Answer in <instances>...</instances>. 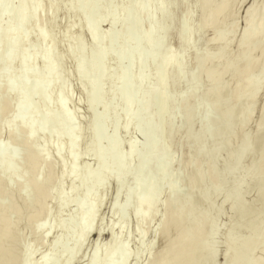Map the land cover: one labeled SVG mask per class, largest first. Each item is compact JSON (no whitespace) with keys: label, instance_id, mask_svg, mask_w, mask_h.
I'll return each mask as SVG.
<instances>
[{"label":"bare ground","instance_id":"6f19581e","mask_svg":"<svg viewBox=\"0 0 264 264\" xmlns=\"http://www.w3.org/2000/svg\"><path fill=\"white\" fill-rule=\"evenodd\" d=\"M247 1L6 0L27 7L16 10V31L10 33L8 23L0 19V100L10 98L18 105L23 94L24 114L30 120L35 116L37 125L35 136L31 128L22 129L23 140L0 137V261H23L31 243L36 250L44 248L35 260L73 264L90 235L99 238L104 231L99 211L113 182L109 239L102 246L96 239L86 264H191L207 259L213 248L216 259L220 232L224 263L260 264L264 164L258 119L249 129L254 154L244 167L232 161L233 153L243 151L241 117L249 96L255 97L254 111L257 106L264 110V96L259 94L264 9L259 7L262 0H250L257 8L245 38L239 20L247 21L248 8L239 17L237 5ZM34 4L43 6L38 22ZM63 10L74 18L58 31ZM186 15L195 20L187 28ZM104 22L107 31L101 29ZM76 29L86 33L88 46ZM172 34L180 44L178 51L168 45ZM230 50H239L238 55H230ZM111 62L119 69L115 75ZM113 75L108 92L105 82ZM194 79L203 82V90L193 85ZM73 80L91 115L86 147L81 146L86 134L81 109L73 105ZM115 99L119 106L109 108ZM99 106L104 110L98 112ZM109 115L110 133L105 129ZM3 119L0 112V122ZM119 129L125 134L135 130L141 142L131 140L120 150ZM176 147L185 149L183 156H174ZM87 153L95 157L94 169L81 164ZM125 185L124 199L119 200ZM251 188L257 196L247 202L243 197ZM71 203L73 214L63 219ZM52 205L57 207L54 215ZM227 209L226 226L219 225L216 219ZM58 228L63 233L50 241ZM132 233L138 239L136 250L130 249ZM38 236L42 242H37Z\"/></svg>","mask_w":264,"mask_h":264},{"label":"snow or ice","instance_id":"6c2138e0","mask_svg":"<svg viewBox=\"0 0 264 264\" xmlns=\"http://www.w3.org/2000/svg\"><path fill=\"white\" fill-rule=\"evenodd\" d=\"M21 7H27V6H21L14 3H7L6 0H0V19H3L4 22L8 23L9 25V32H13L18 30L16 25V19H17V13L16 10L20 9ZM32 8L36 9L37 15L35 19L39 20V9L43 7L42 5H32ZM237 7L248 8V17L247 21L242 23L243 31H244V37L246 38L249 33V26L248 22L251 21V18L254 15V12L257 8V5L254 3H251L249 0L248 4L244 5H237ZM261 9H264V0H262L261 4L259 5ZM195 20L189 19V17L185 16V28H187L189 25H194ZM231 27L233 30H236V18L233 17L231 21ZM93 24L91 21H89V30H92ZM201 32L203 33V24H201ZM96 37H93V40H95ZM83 42V41H82ZM85 46H87L85 44ZM93 47L95 45L93 44ZM241 47H243V39H241ZM234 48V45H233ZM239 50H230L229 54L232 56H237ZM197 55V61H200L201 52L200 49L197 48L196 50ZM262 63H264V57H262ZM199 71V69H198ZM195 75V74H194ZM212 80V74L209 73V81ZM193 85L199 89L203 90L204 84L203 82H198L197 80H193ZM259 94L261 96H264V72L261 73L260 77V86H259ZM11 106L15 107V111H11ZM255 108V97L254 95H250L247 101V104L243 106V116L241 117V121L243 124V136H244V147L243 151L240 153H233L232 154V161L236 163L237 167H244L247 163L245 157L251 156L255 152V146H254V137L253 134L250 133V127H255L256 121L249 120V116L253 114ZM25 111V100L23 98L20 103L17 105L15 100H10V98H5L3 100H0V112L4 113V119L2 122H0V137L3 138H11L15 137L17 139L23 140L25 138V133L22 131V129H29L31 128V135H36V117L33 116L31 120L28 116L24 114ZM258 125H259V137H260V157L261 162L264 164V110H260L258 113ZM74 124H78V122L74 121ZM43 127V125H41ZM75 147V145H73ZM73 158H76L75 152H73ZM230 161L226 158V163H229ZM65 172H67V162L65 163ZM73 175H75V171H73ZM37 242H42L38 236ZM26 259L23 261H13V262H4L0 261V264H45L43 260L37 261L32 258L33 254L36 252V248L33 244L29 243L26 246ZM262 252H264V247H262ZM216 256V250L213 248L211 250V253L207 259H201L192 261L191 264H218V261L215 259ZM139 264V262H137ZM225 264H230V262L225 259ZM231 264H237V262L233 261ZM241 264H251L249 261L241 262ZM260 264H264V259H261Z\"/></svg>","mask_w":264,"mask_h":264},{"label":"rangeland","instance_id":"374dc122","mask_svg":"<svg viewBox=\"0 0 264 264\" xmlns=\"http://www.w3.org/2000/svg\"><path fill=\"white\" fill-rule=\"evenodd\" d=\"M190 1V0H189ZM248 2H249V0L247 1V2H245L244 4H248ZM243 4V5H244ZM244 9H245V7H243V8H241L240 9V11H239V17H243V15H244ZM194 10H195V8H194ZM117 10H115V12H116ZM114 12V13H115ZM180 12V8L179 9H177L176 10V14H178ZM196 14H197V12H196V10L194 11V18H195V16H196ZM69 18L70 19H73L74 18V16H73V14L72 13H70V12H68V13H66V11H61L60 13H59V16H58V21H57V27H55L56 29L58 28V31H60V30H62V28H63V26H64V24H65V22L67 21V20H69ZM242 18H240V20H239V28L241 29L242 28V20H241ZM62 20H63V22H62ZM242 22V23H241ZM107 28H108V26H107V22H104V23H102L101 24V29L103 30V31H107ZM76 33H79V34H81L82 35V38H83V41H84V43L88 46L89 45V39H88V36L86 35V33L85 32H83L82 30H79V29H76ZM35 40H36V37H31L30 38V41L31 42H35ZM200 40V39H199ZM167 42H168V45L172 48V49H174L175 51H178L179 50V48H180V44H179V42H178V40H177V38L174 36V34H172V35H169V37L167 38ZM166 42V43H167ZM202 43V39L200 40V41H198L197 43H196V45H197V47L198 46H200V44ZM171 44V45H170ZM115 48L116 49H118V50H120L121 49V45L120 44H117L116 46H115ZM233 49V48H232ZM191 58H192V56H191V54H189V56H188V63H189V65H190V61H191ZM70 66V67H69ZM71 66H72V64H70V62H67L66 63V68H68V69H70L71 68ZM110 70L114 73V75L118 72V68L111 62L110 63ZM189 70H190V68H189V66H188V68H187V70H186V76L187 77H189ZM114 75L113 76H109L108 77V79L106 80V82H105V88H107V90H108V92H110L111 90L109 89V83H110V81L114 78ZM77 83V81L76 80H73V85H72V87H73V98H74V100H75V103H77V104H73L74 106H75V108L77 107V111L78 110H80V112H79V114H80V116H83V117H81V119L83 120L82 121V123H83V125H85L84 126V129H85V139L83 140V142H82V147H86V145H87V139H88V131H87V124H88V121H89V119H90V117H91V115H90V113H89V111L87 110V108H86V99H85V96H83L82 94H80L81 93V91H80V87H79V85H78V83ZM75 87V88H74ZM78 95H79V97H78ZM75 96V97H74ZM81 96V97H80ZM83 96V97H82ZM77 98H82L81 99V101H79L78 100V102H76V100H77ZM83 102V103H82ZM82 103V104H81ZM110 104L108 105V107L109 108H111V107H114V106H119V102L115 99V100H112V101H110L109 102ZM98 112H101V111H103L104 110V107L103 106H99L98 107ZM82 111V112H81ZM260 111V109H259V106H257V108H256V110L254 111V114H253V120L254 121H256L257 119H258V115H256V113H258ZM112 127H113V118H112V116L111 115H109V117L107 118V120H106V122H105V129L107 130V132L108 133H110V131L112 130ZM254 128V127H253ZM118 134L120 135V137L122 138V144H121V149L120 150H124L125 148H126V146H127V143L129 142V141H131V140H135V141H137V142H141V136H140V134L139 133H137L135 130H133V129H130L129 130V132H127V134H125L122 130H118ZM107 140H104L103 142H102V145L104 146V147H106L107 146ZM36 145V144H35ZM180 150H182V151H180ZM173 154H174V156L175 155H177V156H175V157H179V155H181V156H183L184 155V152H185V149H180L179 147H176L175 149H173ZM180 151V152H179ZM180 153V154H179ZM180 156V157H181ZM250 157L251 156H246L245 157V159H246V161H247V163L249 162V159H250ZM182 158V157H181ZM221 158H222V155H220L219 156V159L221 160ZM107 160H109V158L107 157L106 158ZM83 163H85V165H87L89 168H91V169H94L95 168V166H96V161H95V157L91 154V153H87V154H85L84 156H82V158H81V164L82 165H84ZM246 163V164H247ZM129 179H127V181H126V185H129ZM248 184H250L249 183V181H248V183L247 184H245L244 186L245 187H249V185ZM65 185H68L67 183L65 184ZM125 185V189H123V191H122V194H121V196H120V198H119V200H123L124 199V195H125V192H126V189H127V186ZM229 187V186H228ZM115 192H116V187H115V184L113 183V182H111V184H109V187H108V189H107V194H106V201H105V203L103 204V206L101 207V209H100V211H99V221H100V223L99 224H101V226H102V228H103V230L104 231H102V233H101V235H99L100 237L98 238L97 237V235L94 233H92L91 235H90V237H89V239L87 240V243H86V245L84 246V248L82 249V251L80 252V254L78 255V257L74 260V262H73V264H86V262H87V259L90 257V253H91V247H92V245L93 244H95L96 242H97V240L99 239V244H100V246H102V244H104L105 242H107L108 241V239H109V233H108V231H107V226L111 223V221H112V216H111V214H110V209H111V207H112V205H113V200H114V194H115ZM256 196H257V192H256V190L254 189V188H251V190H248L247 192H246V194H245V196L243 197L244 198V200L245 201H247V202H250V201H252V200H254L255 198H256ZM75 204H73V203H71V204H69L66 208H65V210H64V212L62 213V218L64 219H67L68 217H69V215H71V214H73V211H74V206ZM263 210H264V207H263ZM56 211H57V207H56V205H52L51 206V213L54 215L55 213H56ZM228 211V209L226 210V212H225V215L224 214H219L218 215V217H217V223H219V225H224V226H226V219L228 218V216H229V211ZM228 213V214H227ZM228 216H227V215ZM131 222V223H130ZM156 223H157V221H155ZM156 223H154V224H156ZM129 228L131 229L129 232H131L132 231V228H133V225H134V222H132V219H131V221H129ZM132 226V227H131ZM63 232H62V230L60 229V228H58V229H56V230H54L53 231V233L51 234V236H50V241H51V239L52 238H55L56 236H60L61 234H62ZM131 235H133V236H131L130 238L132 239V241H131V244H130V249L131 250H136L139 246H138V244L136 243L137 242V236L135 235V234H131ZM220 235V236H219ZM124 237H125V235H123ZM150 236V235H149ZM148 236V237H149ZM219 236V237H218ZM218 236H217V238H218V240H217V238H216V242H218L219 243V246H216V247H218L219 249H217L219 252H218V257L216 258L217 259V261H218V264H225L223 261V256H222V251H223V235H222V233L220 232L219 234H218ZM150 238L151 237H149V239H148V241L150 240ZM97 239V240H96ZM130 239V240H131ZM95 242V243H94ZM146 242H147V240H146ZM217 243V244H218ZM216 244V245H217ZM44 248H37V250H36V252H35V254H33L34 255V257H33V259H36L37 257H38V255L40 254V251H42ZM255 255H257V253H255ZM254 255V256H255ZM132 264H133V262H132Z\"/></svg>","mask_w":264,"mask_h":264}]
</instances>
